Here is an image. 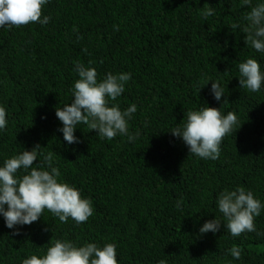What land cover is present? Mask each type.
<instances>
[{"label":"trees","instance_id":"16d2710c","mask_svg":"<svg viewBox=\"0 0 264 264\" xmlns=\"http://www.w3.org/2000/svg\"><path fill=\"white\" fill-rule=\"evenodd\" d=\"M258 3L264 0L251 6ZM251 6L241 0H48L46 25L0 27V106L7 120L0 166L39 144L42 153H53L59 181L93 207L80 224L62 223L45 209L36 222L9 229L0 215V264L43 257L57 239L78 247L114 243L117 264H264V82L257 92L238 82V64L248 58L264 73V52L245 42ZM204 8L213 15L205 19ZM76 62L95 68L98 81L108 73L131 74L110 106H136L128 120L129 134L139 133L134 140L102 138L81 124L74 132L80 143L64 141L55 111L73 98ZM212 82L224 88L220 101ZM206 106L222 115L231 111L238 121L216 160L191 154L171 134L188 111ZM37 164L47 168L41 155ZM237 187L250 190L262 208L256 231L233 237L217 198ZM213 219L221 221L219 231L201 234ZM233 246L241 249L239 260L230 255Z\"/></svg>","mask_w":264,"mask_h":264},{"label":"clouds","instance_id":"9594fccd","mask_svg":"<svg viewBox=\"0 0 264 264\" xmlns=\"http://www.w3.org/2000/svg\"><path fill=\"white\" fill-rule=\"evenodd\" d=\"M241 2L244 6L252 5V0ZM46 3L48 0H0V27H20L35 22L46 25L51 19L50 16H43L41 19ZM201 14L206 19L213 15V10L204 8ZM245 19L249 22L244 28L247 33L245 42L250 43L257 52H264V3L251 6ZM232 27L238 25L234 24ZM238 69L240 87L252 92L259 91L264 82L260 64L255 59L248 58L238 64ZM75 71L79 78L74 82L73 98L69 104L56 108L55 111L63 125L59 131L62 132L64 141L69 145L80 143L74 132L81 124L87 125L102 138L111 140L121 134L128 136L129 141L134 140L139 133L135 136L129 134L128 120L136 112V106L131 105L124 111L117 103L110 106V102H115L125 91V84L131 79V74L108 73L102 81H98L95 68L80 62H76ZM211 93L216 101H220L224 88L218 82H212ZM237 122L235 113L230 111L227 115H222L220 109L206 106L188 111L183 126L174 128L171 134L180 138L191 154L202 159L216 160L220 156L223 138L233 132ZM6 126V110L0 106V130ZM41 149L43 148L37 144L31 151L23 150L6 159L3 166H0V215L9 229L15 225L36 222L45 209L62 223H67L69 218L77 224L84 223L93 215L91 200L82 198L75 187L59 181L60 171L52 166L53 153L44 154ZM38 155L43 156V163L47 168L41 164L33 167ZM19 170H24L25 174L17 176ZM217 207L226 221L223 225L233 237L256 231L254 219L260 215L262 205L250 190L244 187H237L232 191L225 189L217 198ZM220 227L221 221L213 219L205 222L199 231L201 234L216 233ZM230 255L239 260L241 249L233 246ZM22 264H117L116 245L108 243L100 247L95 243H86L78 247L72 242L57 239L47 248L43 257L31 255ZM159 264H166V261L160 260Z\"/></svg>","mask_w":264,"mask_h":264}]
</instances>
